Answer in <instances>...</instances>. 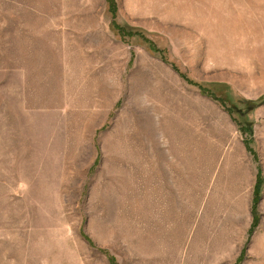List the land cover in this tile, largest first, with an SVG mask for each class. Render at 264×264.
I'll return each mask as SVG.
<instances>
[{"label":"rangeland","instance_id":"1","mask_svg":"<svg viewBox=\"0 0 264 264\" xmlns=\"http://www.w3.org/2000/svg\"><path fill=\"white\" fill-rule=\"evenodd\" d=\"M114 2L0 0V264H264V0Z\"/></svg>","mask_w":264,"mask_h":264},{"label":"trees","instance_id":"2","mask_svg":"<svg viewBox=\"0 0 264 264\" xmlns=\"http://www.w3.org/2000/svg\"><path fill=\"white\" fill-rule=\"evenodd\" d=\"M111 3L115 4L114 0H110ZM112 5V4H111ZM260 102H264V96L260 98ZM256 103H253V105Z\"/></svg>","mask_w":264,"mask_h":264}]
</instances>
